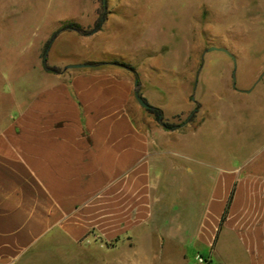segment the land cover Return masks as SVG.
<instances>
[{"label":"rangeland","instance_id":"1","mask_svg":"<svg viewBox=\"0 0 264 264\" xmlns=\"http://www.w3.org/2000/svg\"><path fill=\"white\" fill-rule=\"evenodd\" d=\"M213 48L234 55L235 87L232 58ZM111 60L142 71L151 60L164 69L150 71L149 78L160 76L166 84L158 101L168 128L155 120L156 128L182 133L164 157L170 165L156 171L162 175L156 197L170 192L133 234L74 245L61 237L55 243L50 234L14 264H184L181 253L195 264L198 253H210L195 238L213 181L223 169L264 156V0H0V116L51 79L42 76ZM140 117L155 118L142 107ZM178 143L187 159L175 149ZM183 165L197 173L184 177L182 194ZM170 181L176 186L168 188ZM195 181L197 202L183 210ZM226 248L223 257L217 252L219 264L231 263Z\"/></svg>","mask_w":264,"mask_h":264},{"label":"crops","instance_id":"2","mask_svg":"<svg viewBox=\"0 0 264 264\" xmlns=\"http://www.w3.org/2000/svg\"><path fill=\"white\" fill-rule=\"evenodd\" d=\"M145 62V71L111 60L47 74V84L37 83L0 116V264H14L50 234L55 243L61 237L73 245L90 237L120 240L151 218L154 203L170 192L156 197L162 178L156 171L170 165L164 157L182 133L157 129L155 118L141 120L136 81L142 98L163 112L158 98L166 93L160 76L149 78L163 67ZM176 146L183 152L181 143ZM180 171L183 194L184 177L197 171L190 165ZM197 184L183 210L197 202ZM199 219L195 240L209 249L210 264L218 263L217 252L223 257L226 246L230 264H264V156L223 169ZM181 258L188 264L184 253Z\"/></svg>","mask_w":264,"mask_h":264},{"label":"water","instance_id":"3","mask_svg":"<svg viewBox=\"0 0 264 264\" xmlns=\"http://www.w3.org/2000/svg\"><path fill=\"white\" fill-rule=\"evenodd\" d=\"M105 1V0H104ZM213 50H216V51H221V52H224L226 54H228L232 60H233V64H234V67H233V72H232V81H233V87L236 86V60H235V57L234 55H232L228 50H225V49H218V48H213ZM83 67H91V65H75V66H68L66 69H70V68H83ZM136 90L134 92V96H135V99L137 100L138 104L144 108V109H149L150 108V105L142 98V96L140 95V90H139V82L138 80L136 81Z\"/></svg>","mask_w":264,"mask_h":264},{"label":"trees","instance_id":"4","mask_svg":"<svg viewBox=\"0 0 264 264\" xmlns=\"http://www.w3.org/2000/svg\"><path fill=\"white\" fill-rule=\"evenodd\" d=\"M103 65H104V64L93 65V66H103ZM147 110H148L149 113H151L152 115H154L155 120H156L159 124H161L165 129L168 128L167 124H165L164 121H163V120H164V115H163V112H162L161 109L150 106V108L147 109ZM230 201H231V199H230ZM230 201H229V203H228V205H227V209H228V207H229V205H230ZM227 209H226V211H225V213H224V215H223V217H222V221L226 218V215H227Z\"/></svg>","mask_w":264,"mask_h":264},{"label":"built area","instance_id":"5","mask_svg":"<svg viewBox=\"0 0 264 264\" xmlns=\"http://www.w3.org/2000/svg\"><path fill=\"white\" fill-rule=\"evenodd\" d=\"M195 264H210V259L202 255H197L195 257Z\"/></svg>","mask_w":264,"mask_h":264}]
</instances>
